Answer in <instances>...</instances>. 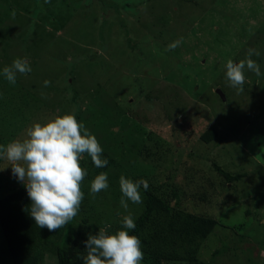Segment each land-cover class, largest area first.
<instances>
[{
    "label": "rangeland",
    "instance_id": "obj_1",
    "mask_svg": "<svg viewBox=\"0 0 264 264\" xmlns=\"http://www.w3.org/2000/svg\"><path fill=\"white\" fill-rule=\"evenodd\" d=\"M192 3L0 0V68L18 57L31 66L15 84L0 76V144L72 112L108 161L95 167L87 154L80 161L87 175L76 222L114 232L124 215L136 221L144 212L148 192L169 202L174 188L182 210L217 224L194 257L158 261L143 253L142 264H263L264 0ZM250 48L260 53L251 59L261 74L245 69L238 91L224 66L245 60ZM210 127L218 138L205 143ZM213 163L247 177L226 183ZM101 172L109 187L90 194ZM121 175L147 181L140 204L121 207ZM14 188L24 186L0 160V198ZM55 263L52 254L42 262ZM0 264H13L1 228Z\"/></svg>",
    "mask_w": 264,
    "mask_h": 264
},
{
    "label": "clouds",
    "instance_id": "obj_2",
    "mask_svg": "<svg viewBox=\"0 0 264 264\" xmlns=\"http://www.w3.org/2000/svg\"><path fill=\"white\" fill-rule=\"evenodd\" d=\"M259 54L250 48L245 60L226 61L224 75L229 86L238 91L243 89L245 69L261 74L259 65L251 59L252 55ZM29 72V62L19 57L11 65L0 68V76L10 84L16 83L17 73ZM48 83L44 81L45 85ZM102 151L97 138L83 121H78L74 113L66 112L43 123L34 122L25 129L22 139L0 144V160L8 161L11 174L23 184L30 200L29 215L36 226L52 231L71 221L80 209L84 196L80 182L87 175V169L81 167L80 161L87 154L95 167H104L108 161L101 157ZM108 187L107 173L101 172L91 180L89 192L94 195ZM141 188H148L143 178L133 180L121 175V207L127 209L129 202L140 204ZM120 223L122 227L114 232L99 228L95 234L87 235L83 241V264H142L141 241L130 233L135 228L134 218L131 214L124 215Z\"/></svg>",
    "mask_w": 264,
    "mask_h": 264
},
{
    "label": "trees",
    "instance_id": "obj_3",
    "mask_svg": "<svg viewBox=\"0 0 264 264\" xmlns=\"http://www.w3.org/2000/svg\"><path fill=\"white\" fill-rule=\"evenodd\" d=\"M197 4L199 0H189ZM201 1V0H200ZM218 138L210 127L201 136L205 143ZM215 171L226 183H235L247 177L245 172L232 173L213 163ZM158 190V189H157ZM174 199V204L171 205ZM181 196L171 189V200L166 202L148 192L145 210L130 230L141 241L142 252L149 258L163 261L194 257L196 246L214 230V219L196 216L180 208ZM30 200L25 188L11 189L0 198V228L13 264H42L47 254L56 258L55 264H83L84 240L95 234L86 219L76 222L75 217L57 230L39 228L29 215ZM220 250L213 253L216 257Z\"/></svg>",
    "mask_w": 264,
    "mask_h": 264
},
{
    "label": "water",
    "instance_id": "obj_4",
    "mask_svg": "<svg viewBox=\"0 0 264 264\" xmlns=\"http://www.w3.org/2000/svg\"><path fill=\"white\" fill-rule=\"evenodd\" d=\"M218 93L220 94V96H221L222 98H224V96H223V94L221 93L220 89H218Z\"/></svg>",
    "mask_w": 264,
    "mask_h": 264
}]
</instances>
